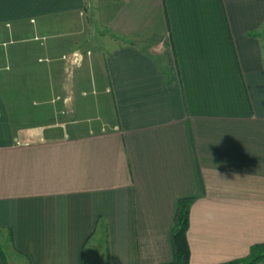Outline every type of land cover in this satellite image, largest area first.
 Segmentation results:
<instances>
[{
    "label": "crops",
    "instance_id": "1",
    "mask_svg": "<svg viewBox=\"0 0 264 264\" xmlns=\"http://www.w3.org/2000/svg\"><path fill=\"white\" fill-rule=\"evenodd\" d=\"M91 24L107 41L73 54L65 37ZM263 24L264 0H0V36L29 42L0 40V235L14 253L92 264L97 235L105 264L168 262L181 198L190 264L263 243Z\"/></svg>",
    "mask_w": 264,
    "mask_h": 264
},
{
    "label": "rangeland",
    "instance_id": "2",
    "mask_svg": "<svg viewBox=\"0 0 264 264\" xmlns=\"http://www.w3.org/2000/svg\"><path fill=\"white\" fill-rule=\"evenodd\" d=\"M85 29L84 32L83 31H77L74 35H71L70 37H65V38H69L70 40V51L73 54H76L77 56H81L84 53L86 54V52H91V53H95L98 51V49H100L102 47V40L103 41H107L104 37L106 36H101L100 34V30H98V28L96 27V25H84ZM3 28V27H2ZM4 29V30H3ZM1 29L2 31V35L0 36V40H2V38L4 39L3 41H5L6 46H2L3 48H5L7 51H12V49L15 47L16 45H28V41L22 39V38H26L24 36L21 35H15V34H8L7 30L8 28H3ZM3 34H6L3 35ZM25 48V47H24ZM17 50V48H16ZM97 50V51H96ZM83 52V53H82ZM14 53V52H12ZM82 53V54H81ZM70 54V52H69ZM83 61V58H81V60H76L75 62H71L72 64L69 66H67V70H69V72L72 73V71L77 67H80L81 65L79 63H81ZM80 65V66H78ZM72 76V75H71ZM73 77V76H72ZM73 79V78H72ZM91 94L89 93L87 97L91 98H95L96 103L99 102V99L101 98V95H97L96 96H92L90 97ZM103 103L100 104V107H103ZM93 111H96L95 108H93ZM91 116L93 117H88V119L94 120L93 118L99 116V114H91ZM98 121V120H96ZM96 121H92L96 122ZM91 123V122H89ZM94 125V124H93ZM92 124L88 127L91 128H95L92 127ZM89 130V128L87 129ZM0 247L2 249V251L4 252L6 258H7V262L8 264H28L27 261L22 258L21 256H18L14 253L13 247L11 245V242L9 241V239L4 236V235H0ZM105 252H104V240L101 237H98L97 235L95 237H93L90 242L87 244L86 246V256H87V261H89V257L90 259H92V264H105Z\"/></svg>",
    "mask_w": 264,
    "mask_h": 264
},
{
    "label": "trees",
    "instance_id": "3",
    "mask_svg": "<svg viewBox=\"0 0 264 264\" xmlns=\"http://www.w3.org/2000/svg\"><path fill=\"white\" fill-rule=\"evenodd\" d=\"M264 31V24H263ZM258 34V33H257ZM256 33L252 35L257 36ZM264 57V56H263ZM264 62V61H263ZM191 199L181 198L177 203L176 214L171 228L170 240L172 246V259L168 262L159 264H190V249L187 241V229L189 225V207ZM10 239H12L10 233ZM248 254L238 257L230 258L225 262L218 264H257L264 259V242H255L249 246ZM0 256L5 262V255L0 247Z\"/></svg>",
    "mask_w": 264,
    "mask_h": 264
},
{
    "label": "built area",
    "instance_id": "4",
    "mask_svg": "<svg viewBox=\"0 0 264 264\" xmlns=\"http://www.w3.org/2000/svg\"><path fill=\"white\" fill-rule=\"evenodd\" d=\"M257 264H264V259L258 262Z\"/></svg>",
    "mask_w": 264,
    "mask_h": 264
}]
</instances>
